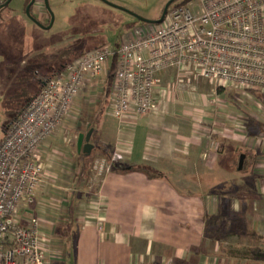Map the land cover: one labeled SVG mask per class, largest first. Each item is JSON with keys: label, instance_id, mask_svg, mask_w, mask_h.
I'll list each match as a JSON object with an SVG mask.
<instances>
[{"label": "crops", "instance_id": "1", "mask_svg": "<svg viewBox=\"0 0 264 264\" xmlns=\"http://www.w3.org/2000/svg\"><path fill=\"white\" fill-rule=\"evenodd\" d=\"M38 15L45 27L38 25L48 28L50 11ZM64 67L39 75V87L41 78L49 79ZM191 74L176 67L162 71L154 108L144 117L128 113L120 120L109 107L100 115L109 77L101 96L83 93L71 120L39 157L53 175L47 174L41 196L20 210L21 215L26 209L34 212L42 221L40 231L53 235L42 243L50 264H264V124L257 125L264 116L254 108L206 112L190 106ZM182 76H189L187 83ZM98 101L95 110H82ZM80 112L90 116L78 123ZM72 121L77 125H70ZM91 129L90 142L97 134L105 156L104 174L91 171L96 145L89 156L78 148L79 136ZM75 139L73 148L83 156L77 162L70 145ZM61 217L69 220L58 228L52 222ZM57 229L63 242L55 238ZM248 232L261 244L243 258L246 244L240 239Z\"/></svg>", "mask_w": 264, "mask_h": 264}, {"label": "built area", "instance_id": "2", "mask_svg": "<svg viewBox=\"0 0 264 264\" xmlns=\"http://www.w3.org/2000/svg\"><path fill=\"white\" fill-rule=\"evenodd\" d=\"M195 1L174 7L162 23L133 31L117 46L79 55L47 79L6 128L0 142V264H50L42 244L50 240L40 220L20 210L41 196L50 175L39 161L44 147L84 92L101 96L113 65L109 112L120 120L153 110L159 75L170 67L264 94V0Z\"/></svg>", "mask_w": 264, "mask_h": 264}, {"label": "rangeland", "instance_id": "3", "mask_svg": "<svg viewBox=\"0 0 264 264\" xmlns=\"http://www.w3.org/2000/svg\"><path fill=\"white\" fill-rule=\"evenodd\" d=\"M30 1L32 0H13L3 7L0 13V142L4 139L7 126L24 109L26 104H23L27 99L25 92H35L39 88V75L52 74V67H64L75 61L78 55L85 51L103 45L114 46L120 43L126 35L150 25L140 18L156 20L171 0H49L50 8L55 15V24L51 28H42L36 21L40 18L39 13L48 11L44 0H37L33 5L34 16L28 13V2ZM195 2H191V5ZM199 73L193 71L190 75V77L194 75L193 82L188 88V94L192 99L188 100L190 106L206 112L224 109L248 112L254 108L264 116V102L251 91L233 86L223 88L219 84L215 87L214 80L207 79ZM182 77L187 83L189 76ZM98 103L100 104L99 101L86 104L82 110H95L93 105H98ZM80 113L83 114L82 118L79 114L77 115L76 122L78 123L90 116V114L85 116L87 113L84 112ZM69 117H73L72 112ZM111 119L109 117V120ZM69 120L71 119H67V124ZM74 121L70 125H77ZM86 122H90V119L83 123ZM259 122L264 124V119L263 121L260 119ZM257 125L259 128L262 127L260 124ZM86 127L89 128L88 124ZM97 137L95 134L92 138V144L96 145L97 149L95 155L92 156L96 165L91 171L95 175L104 174L106 167L103 166L104 162L101 164L105 156H101L103 154H101V146ZM76 141L75 139L70 143L75 162L83 157L77 154V150H74ZM93 152L94 150L91 153ZM50 174L53 175V173ZM57 183L61 184L60 181ZM256 187L260 190L259 186ZM65 209L68 212V203ZM66 216L68 217L69 214L67 213ZM35 218H37L36 214ZM68 220L69 218L52 223L57 226L60 224L58 227L60 228ZM43 232L46 235V231L43 230ZM54 235L56 239L63 242L64 238L60 237L63 234L58 229ZM46 237L49 239L53 235H49L48 231ZM240 240L246 244L242 250L243 258L253 254L252 246L261 244L258 242L259 239L251 237L249 232ZM262 252L264 253V250ZM251 263L244 262V264ZM67 264L75 263L71 260Z\"/></svg>", "mask_w": 264, "mask_h": 264}, {"label": "trees", "instance_id": "4", "mask_svg": "<svg viewBox=\"0 0 264 264\" xmlns=\"http://www.w3.org/2000/svg\"><path fill=\"white\" fill-rule=\"evenodd\" d=\"M8 1L9 0H7L3 5H1L0 6V12H1V9L4 7V5L6 4V3H8ZM193 0H176L174 3H173V5L170 7V10H169V12H168V14H167V16L169 15V13H170V11H171V9H173L174 7H176V6H181V5H188L190 2H192ZM30 3V2H29ZM32 9H33V7L31 8V11H32ZM114 63H115V61H114ZM66 65H68V64H66ZM113 70H115V67H114V65L112 66V72H113ZM49 77V76H48ZM48 77H45V78H41L40 79V83H41V85H40V87L35 91V92H29V91H26L25 92V94L27 95V99H26V101H25V103L23 104V105H25V104H27L28 103V101L31 99V98H33L34 96H36L39 92H40V89L42 88V84L46 81V79L48 78ZM51 77H53V76H51ZM50 77V78H51ZM112 78H113V74L111 73L110 74V76H109V85L107 86V88H106V92H105V95H104V100H103V103L101 104L102 106L100 107V115H103L106 111H107V109H108V105H109V103H110V100H111V96H112V90H111V85H112ZM251 93H253L254 95H256V97L257 98H259L260 100H262L263 102H264V94L263 93H260V92H256V91H252L251 90ZM17 112H19V111H17ZM254 121H255V119L254 118H252ZM257 122H259V121H257ZM259 124L261 125V126H263V124L262 123H260L259 122ZM10 125V124H9ZM8 125V126H9ZM7 126V127H8ZM85 156H89V155H92L93 153H91V154H86V153H83ZM93 165V162H91L90 163V166H92ZM247 170V165H246V161H244V166H243V168H242V171L243 172H245ZM119 171H120V169H119ZM122 171V170H121ZM124 171V170H123ZM255 178L256 179H258V178H262V176H259V175H256L255 176Z\"/></svg>", "mask_w": 264, "mask_h": 264}, {"label": "water", "instance_id": "5", "mask_svg": "<svg viewBox=\"0 0 264 264\" xmlns=\"http://www.w3.org/2000/svg\"><path fill=\"white\" fill-rule=\"evenodd\" d=\"M12 0H9V2H11ZM46 1V6L48 8V10L50 11V13L52 14V23L51 25L48 27V28H51L53 26V23H54V13L52 12L51 8H50V2L49 0H45ZM176 0H171L165 7L164 9V12H163V15L160 19H156V20H146V19H143V18H140L143 22H146V23H149V24H160L162 23L166 17H167V14L169 12V9L171 7V5L175 2ZM8 2V3H9ZM36 0H32V2L30 3V5L28 6V13L30 14V9L31 7L35 4ZM31 15V14H30ZM39 24H41V26H44L42 23H40L38 20H36ZM93 131L94 129H91V131L85 135V134H81L79 136V140H78V148H79V151L80 152H83V153H86V154H91L92 150L94 149V144H92L90 142L91 140V136L93 134ZM241 163H243L244 159L242 158L241 159Z\"/></svg>", "mask_w": 264, "mask_h": 264}]
</instances>
